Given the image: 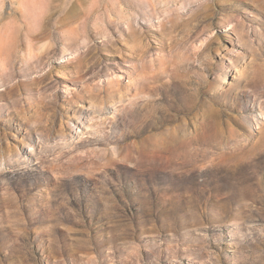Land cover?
<instances>
[{"label":"rangeland","instance_id":"374dc122","mask_svg":"<svg viewBox=\"0 0 264 264\" xmlns=\"http://www.w3.org/2000/svg\"><path fill=\"white\" fill-rule=\"evenodd\" d=\"M91 1L0 0V264H264V0Z\"/></svg>","mask_w":264,"mask_h":264},{"label":"bare ground","instance_id":"6f19581e","mask_svg":"<svg viewBox=\"0 0 264 264\" xmlns=\"http://www.w3.org/2000/svg\"><path fill=\"white\" fill-rule=\"evenodd\" d=\"M112 0H92L91 3V7L89 8V10H93V12H95L97 14V16H101V14L106 13L107 11H111L112 10V6L110 5ZM123 0H113V2L118 6L121 7ZM128 4L130 6L135 5V3H133L131 0L127 1ZM125 3V1H124ZM133 4V5H132ZM125 5V4H124ZM81 4H79V2L77 1H70L68 7H66L65 12L66 14L70 15L72 12H78L80 9L82 10ZM126 8V7H125ZM132 8V7H131ZM127 9V8H126ZM95 15V14H94ZM105 21L108 22H112L113 19L111 18H107L105 17ZM128 25L129 23L126 22ZM109 24V23H108Z\"/></svg>","mask_w":264,"mask_h":264}]
</instances>
